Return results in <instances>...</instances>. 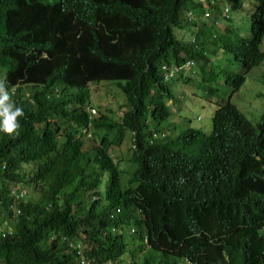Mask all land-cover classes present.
Masks as SVG:
<instances>
[{
	"label": "trees",
	"instance_id": "obj_1",
	"mask_svg": "<svg viewBox=\"0 0 264 264\" xmlns=\"http://www.w3.org/2000/svg\"><path fill=\"white\" fill-rule=\"evenodd\" d=\"M206 4L0 0V81L24 111L18 134L0 133V264L194 261L179 243L200 208L264 192V121L253 129L221 114L205 134L184 119L182 137L160 139L169 86L192 76L185 64L210 54L228 58L245 41L242 18L220 17L224 4L234 11L238 0ZM205 14L212 15L209 26ZM164 66L181 69L171 76ZM96 83L121 89L120 121L91 102L88 86ZM23 86L30 87L27 99ZM59 89L63 97L50 101ZM86 133L99 147L84 148ZM128 133L135 134L131 155L118 159ZM221 223L239 220L227 215ZM243 248L229 264H264V245Z\"/></svg>",
	"mask_w": 264,
	"mask_h": 264
},
{
	"label": "clouds",
	"instance_id": "obj_2",
	"mask_svg": "<svg viewBox=\"0 0 264 264\" xmlns=\"http://www.w3.org/2000/svg\"><path fill=\"white\" fill-rule=\"evenodd\" d=\"M196 1L198 4L204 5L205 8L207 7V0ZM228 1L230 2V0ZM238 3L240 4V7L234 9V11H232L233 9H229V4H224L223 14L220 17L221 19H231L234 17V23L242 18L243 29L241 32L245 41L229 54L228 58L222 59L217 55L214 57L210 54L209 56L206 55L208 59L207 61H204L203 63L199 61H197V63L189 61L182 69L183 72H191L190 75H192L189 78V82L186 85H182L183 88L186 89L190 85H196L204 94L203 102L211 107L212 115L209 127L198 128L188 125L191 129H199L205 134L211 132L213 120L221 114H225L229 120L233 121V124L251 127L253 129L264 121V109L261 110L258 121L252 123L246 117L245 109H241L233 102V99L240 94L241 90L249 80L264 87V2L258 3L256 0H238ZM232 12L234 16L232 15ZM211 17L212 15L207 14L202 17L207 26L210 25ZM185 18H188V20L195 19L191 12H187ZM221 21L223 24L222 26H224V23L226 26V22L224 20ZM195 67H198V71L194 70ZM180 69L181 68H173L172 70H168L165 66L160 68L162 73L168 71L171 76H173V72H180ZM163 80L165 81V79ZM2 81L3 79L0 81V133L13 136L18 134V129L20 127L19 118L24 116V111L22 107L16 106L11 100L10 93L6 90ZM98 84L103 83L90 84L88 89L91 90V87ZM111 85H114L119 90L123 101L118 108V117L115 118V115H111V113L109 115L112 119L120 121L124 111V108L122 107L124 106L125 97L116 84ZM169 87L170 98L168 97L169 99L164 101V105L167 108L165 122L159 127L161 141L166 137L174 140L182 137L183 132L186 131L188 127L184 126V124L183 128L179 126L180 118L177 116V111L175 109V103L179 97L178 90H175L174 86ZM16 88L17 87L10 88L12 94ZM21 89L25 99L31 96L29 86H23ZM90 95H92L91 91ZM50 96H52L50 101L59 100L63 97L62 89L54 92L53 95L51 93ZM261 97V94L256 96L257 99H260ZM155 110L156 107L152 105L150 111L153 112ZM107 111L110 112L109 110ZM89 113L93 116L95 115V110L89 111ZM103 114H107V112ZM172 114H174L175 118L173 124L170 125L169 119ZM185 121L190 122L188 119ZM196 121L199 123L201 117H197ZM132 135L135 134H125V138L120 143V147L122 145L128 146L127 144L131 140ZM153 137H156V134H154ZM98 140H95L90 133H86L83 144L84 148L90 151L95 147H99ZM120 147L119 150H115L118 159L121 157L127 158L131 155L129 151L130 154L128 156H122L120 154ZM110 154L113 161L118 162L116 155L112 152H110ZM127 167L129 166H126L125 169H123L125 172L130 170V167L129 170ZM15 193L16 192L13 189L11 195L15 196ZM249 196L250 198L247 199L245 203L242 198H240V201L243 203H240L239 200H236L233 204L221 201L216 203L213 208L206 209L204 206L200 208L198 217L190 218L189 227L184 230L186 237L179 243L180 249L186 247L193 251L196 254V259L191 261L187 258H183L184 256H181V259H179L181 264H229L231 262L233 263L232 254L234 252L237 253L235 258L239 259L242 257L240 254L242 250H244L243 247H245V245L252 247L253 244L259 243L263 248L264 192ZM217 210L226 212V214L221 216ZM227 215L237 217L239 223L237 225H232L229 228H225L221 221L224 220ZM225 229L231 230V232L225 231Z\"/></svg>",
	"mask_w": 264,
	"mask_h": 264
},
{
	"label": "rangeland",
	"instance_id": "obj_3",
	"mask_svg": "<svg viewBox=\"0 0 264 264\" xmlns=\"http://www.w3.org/2000/svg\"><path fill=\"white\" fill-rule=\"evenodd\" d=\"M186 38L190 40L192 38L191 27L188 26ZM210 58V57H209ZM195 71H198V67H195ZM91 100L97 104L99 111L105 113L109 110L111 115L118 117V108L122 104L123 98L119 90L111 84L103 83L94 85L90 88ZM175 90H178L179 97L175 103V109L177 116L180 118L179 126L183 128V120H190L192 127L204 128L209 127L211 123V107L203 102L204 94L196 85H190L188 88H183L182 85L176 84ZM261 94L262 97L257 99L256 96ZM196 96V97H194ZM233 102L237 104L241 109H245L246 117L252 122L256 123L259 119L260 112L264 109V87L253 82L247 81L240 94L233 99ZM204 107V108H203ZM197 117H201V121H196ZM174 114L169 119V124L174 122ZM120 154L122 156H128V146L122 145L120 147ZM129 170V167H127Z\"/></svg>",
	"mask_w": 264,
	"mask_h": 264
}]
</instances>
